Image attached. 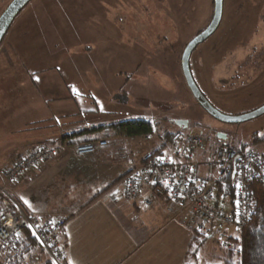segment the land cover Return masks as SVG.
<instances>
[{
    "label": "rangeland",
    "instance_id": "1",
    "mask_svg": "<svg viewBox=\"0 0 264 264\" xmlns=\"http://www.w3.org/2000/svg\"><path fill=\"white\" fill-rule=\"evenodd\" d=\"M11 1L0 0V15ZM212 14L213 0H31L0 44V63H14L5 75L13 82L5 93L20 97L24 106L34 99L26 89H36L37 117L46 115L41 125H50V131L133 119L153 124L151 135L127 140L111 162L123 161L120 152L138 160L170 143L165 134L176 133L200 136L211 146L223 136L228 145L245 146L264 159V114L237 125L220 123L198 106L184 82L182 52L208 26ZM6 45L12 47L8 53L3 52ZM189 69L199 91L223 115L240 116L262 107L264 0H222L220 23L193 50ZM62 113L67 116L60 117ZM23 130L8 140L34 133ZM90 159L83 161L84 167L97 168L98 158ZM97 178L88 174L89 185ZM116 185L119 181L112 188ZM80 192V200L87 199ZM158 205L165 219L183 224L184 209L174 206L168 212L159 202L148 210ZM140 224L128 226L135 230ZM218 243L208 238L195 263L220 264L224 252Z\"/></svg>",
    "mask_w": 264,
    "mask_h": 264
},
{
    "label": "crops",
    "instance_id": "2",
    "mask_svg": "<svg viewBox=\"0 0 264 264\" xmlns=\"http://www.w3.org/2000/svg\"><path fill=\"white\" fill-rule=\"evenodd\" d=\"M9 48L12 47L6 45L3 52L8 53ZM12 66L13 62L0 63V169L7 168L15 156L31 148L56 149L46 165L12 184L11 189L24 212L68 216L61 235L65 264H183L191 232L181 222L165 219L159 205L149 211L143 207L142 197L133 202L122 201L120 185L112 188L131 167L128 162H111V159L131 139L107 126L50 131V125H41L46 115L38 120L36 89L35 92L26 89L34 99L24 106L20 97L5 93L6 86L13 84L5 76ZM65 116V113L60 115ZM21 129L34 133L23 139L8 140L7 136ZM99 139L108 141L107 148L91 156L74 154V145ZM93 157L98 158L97 164L94 163L97 168L89 167L90 171L83 161ZM90 173L98 177L93 186L88 183ZM78 191L81 198L87 199L81 201ZM124 219H128L130 226L144 222L151 227L140 224L141 227L138 225L133 230Z\"/></svg>",
    "mask_w": 264,
    "mask_h": 264
},
{
    "label": "built area",
    "instance_id": "3",
    "mask_svg": "<svg viewBox=\"0 0 264 264\" xmlns=\"http://www.w3.org/2000/svg\"><path fill=\"white\" fill-rule=\"evenodd\" d=\"M107 146L106 140L99 139L78 143L73 152L90 156ZM55 153L53 147H34L15 156L5 168L0 180V244L20 238L28 228L53 264H61L65 258L61 235L68 216L24 212L11 189ZM118 158L131 165L119 182L122 201L142 197L144 208L161 202L168 212L181 207L186 211L183 225L190 232L217 242L234 237L250 219L254 210L251 184L264 186V159L249 148L233 147L223 140L211 146L200 136L176 133L170 143L143 153L138 160L132 153L120 152ZM229 177L230 182H225Z\"/></svg>",
    "mask_w": 264,
    "mask_h": 264
},
{
    "label": "trees",
    "instance_id": "4",
    "mask_svg": "<svg viewBox=\"0 0 264 264\" xmlns=\"http://www.w3.org/2000/svg\"><path fill=\"white\" fill-rule=\"evenodd\" d=\"M107 129L122 134L125 138L136 139L151 135L153 124L148 120L133 119L107 126ZM173 135L165 134V141L171 142ZM230 177L225 182H230ZM228 186L226 190L230 192V184ZM251 191L254 199L253 213L238 235L218 243L224 252L220 264H264V186L253 182ZM206 240L202 235L191 232L183 264H190L191 261L196 264L198 253ZM229 245L232 247L229 248ZM42 261L44 264H53L28 228L22 230L20 238H12L5 244H0V264H39Z\"/></svg>",
    "mask_w": 264,
    "mask_h": 264
},
{
    "label": "water",
    "instance_id": "5",
    "mask_svg": "<svg viewBox=\"0 0 264 264\" xmlns=\"http://www.w3.org/2000/svg\"><path fill=\"white\" fill-rule=\"evenodd\" d=\"M31 0H12L4 11L0 15V44L6 35L11 23L15 17L21 12V10L30 2ZM222 14V0H213V14L208 26L197 34L184 48L181 59H180V69L184 79V82L191 93L193 99L198 104V106L204 110L210 117L214 120L228 125H237L249 120L255 119L264 114V105L257 110L240 115V116H225L222 113L214 109L210 103L205 99L202 93L196 86L189 69V58L193 50L205 40H207L217 29ZM178 126L184 127L185 124L182 122H176ZM218 139L224 140L223 136H218Z\"/></svg>",
    "mask_w": 264,
    "mask_h": 264
},
{
    "label": "snow or ice",
    "instance_id": "6",
    "mask_svg": "<svg viewBox=\"0 0 264 264\" xmlns=\"http://www.w3.org/2000/svg\"><path fill=\"white\" fill-rule=\"evenodd\" d=\"M38 79V78H37ZM25 203H27V201H25Z\"/></svg>",
    "mask_w": 264,
    "mask_h": 264
}]
</instances>
